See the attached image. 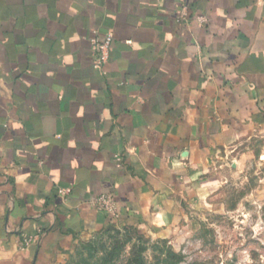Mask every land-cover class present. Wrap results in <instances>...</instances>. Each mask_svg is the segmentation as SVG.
Returning <instances> with one entry per match:
<instances>
[{
    "label": "crops",
    "instance_id": "obj_1",
    "mask_svg": "<svg viewBox=\"0 0 264 264\" xmlns=\"http://www.w3.org/2000/svg\"><path fill=\"white\" fill-rule=\"evenodd\" d=\"M92 31L113 35L102 71ZM261 132L264 0H0V264L176 228Z\"/></svg>",
    "mask_w": 264,
    "mask_h": 264
},
{
    "label": "rangeland",
    "instance_id": "obj_2",
    "mask_svg": "<svg viewBox=\"0 0 264 264\" xmlns=\"http://www.w3.org/2000/svg\"><path fill=\"white\" fill-rule=\"evenodd\" d=\"M244 148L188 202L176 228L110 225L73 237L56 264H264V133Z\"/></svg>",
    "mask_w": 264,
    "mask_h": 264
},
{
    "label": "built area",
    "instance_id": "obj_3",
    "mask_svg": "<svg viewBox=\"0 0 264 264\" xmlns=\"http://www.w3.org/2000/svg\"><path fill=\"white\" fill-rule=\"evenodd\" d=\"M184 1V0H183ZM188 6L183 4L177 11L176 19L178 21H185L188 17ZM200 21H204L203 18H199ZM113 35L112 33H105L100 35L97 31H92L87 40V44L90 50L91 64L96 70L102 71L104 65L108 62L110 56V49L112 45ZM70 189L67 187L58 188L57 192L62 197H66L69 194ZM93 203L99 208L106 210L110 213L114 212L113 201L111 195L99 194L93 198Z\"/></svg>",
    "mask_w": 264,
    "mask_h": 264
}]
</instances>
